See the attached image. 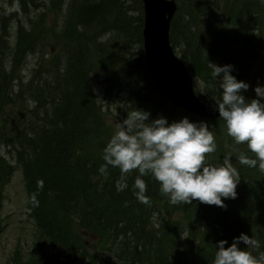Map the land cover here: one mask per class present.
<instances>
[{
	"label": "trees",
	"instance_id": "16d2710c",
	"mask_svg": "<svg viewBox=\"0 0 264 264\" xmlns=\"http://www.w3.org/2000/svg\"><path fill=\"white\" fill-rule=\"evenodd\" d=\"M132 1L48 0L58 54L31 63L25 106L14 72L44 30L0 11V187L13 159L33 222L26 260L7 264H264V62L245 88L264 0H175L168 39L199 98L225 107L213 118L157 93Z\"/></svg>",
	"mask_w": 264,
	"mask_h": 264
},
{
	"label": "rangeland",
	"instance_id": "374dc122",
	"mask_svg": "<svg viewBox=\"0 0 264 264\" xmlns=\"http://www.w3.org/2000/svg\"><path fill=\"white\" fill-rule=\"evenodd\" d=\"M22 0H0V11L2 17L5 19L6 14L9 11L18 10L19 14L23 16L22 9L24 10L25 14L35 15L32 19V21H39L40 26L44 30L42 35L40 36L39 42L42 43L41 48L35 52L33 56H30L31 53H27L26 56L21 59L16 71L14 72V76H19L21 81V87L18 88L17 92H21L22 99L19 100L20 104H23L24 106L26 104H30L31 98L28 95L26 91V84L23 85L26 80L29 78V72L32 68L31 63H36L37 60H40L41 63H46L45 61L47 58H52L55 53L58 54L56 51L58 46L56 44V41L54 38V33L51 31V25L53 23V17L54 15L46 10L48 5V0H33V2H29L26 0V3L21 4ZM135 4V3H134ZM132 0H126V5H134ZM41 10H44L41 13ZM12 22V17H10ZM25 19V18H24ZM26 20V19H25ZM8 21V28H9V44H15L16 37H14L13 34V26ZM263 21V32L260 41L263 42L262 48L259 49L258 54L256 55L255 60L252 62V65L247 73L246 77V94L250 96L252 94L253 88L255 87L254 79L256 77L255 70L257 69V66L264 62V14L262 17ZM67 35H62L58 38V40H65ZM170 43V42H169ZM193 46V44H191ZM178 47V50L182 48L181 46ZM178 50L175 48V54L178 55ZM183 63L186 64V61L183 60ZM46 65V64H45ZM33 73H35L34 78L37 80L39 78H42L46 73V66H42L39 68L33 69ZM189 73V72H188ZM203 75V74H202ZM192 82H193V88L198 97L202 98V95L204 93L205 86L207 85L204 78L202 76H196L192 75ZM204 76V75H203ZM16 80V79H13ZM12 80V81H13ZM15 88L17 87L16 84L12 83ZM254 84V85H253ZM210 105L215 106L211 102H208ZM19 105V106H23ZM20 117H22V114H20ZM13 123V118L11 125ZM122 130V129H121ZM119 131L121 135H123V138L125 142L128 140L130 141L131 135L126 134L124 131ZM141 140V139H139ZM2 152L4 154L6 153L5 146L2 147ZM8 156V155H7ZM10 164L12 165L11 172L6 179V181L3 183V188L1 197H0V263L1 264H7L10 262L15 263V258L18 256V261H24L27 258L29 249L32 244V230H33V222L31 217L27 215V208H26V202H27V195L25 193L24 189V183H23V177L21 170L14 165V160L9 159ZM0 187V188H1ZM84 237L87 242L95 243L94 236L92 234L83 233L81 235ZM87 243V244H88ZM17 253V254H16ZM12 264V263H11Z\"/></svg>",
	"mask_w": 264,
	"mask_h": 264
},
{
	"label": "water",
	"instance_id": "95a60500",
	"mask_svg": "<svg viewBox=\"0 0 264 264\" xmlns=\"http://www.w3.org/2000/svg\"><path fill=\"white\" fill-rule=\"evenodd\" d=\"M140 2L142 56L157 93L196 116L213 118L223 113L224 106H212L197 96L192 76L169 43V21L176 9L175 0Z\"/></svg>",
	"mask_w": 264,
	"mask_h": 264
}]
</instances>
